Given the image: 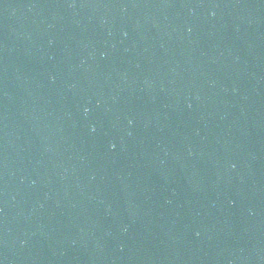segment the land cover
<instances>
[{
  "label": "water",
  "instance_id": "water-1",
  "mask_svg": "<svg viewBox=\"0 0 264 264\" xmlns=\"http://www.w3.org/2000/svg\"><path fill=\"white\" fill-rule=\"evenodd\" d=\"M0 264H264V0H0Z\"/></svg>",
  "mask_w": 264,
  "mask_h": 264
}]
</instances>
